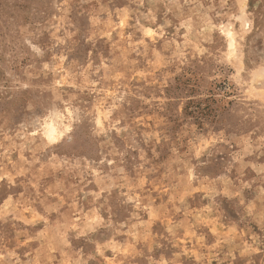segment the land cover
<instances>
[{
    "label": "rangeland",
    "instance_id": "rangeland-1",
    "mask_svg": "<svg viewBox=\"0 0 264 264\" xmlns=\"http://www.w3.org/2000/svg\"><path fill=\"white\" fill-rule=\"evenodd\" d=\"M0 264H264V0H0Z\"/></svg>",
    "mask_w": 264,
    "mask_h": 264
}]
</instances>
